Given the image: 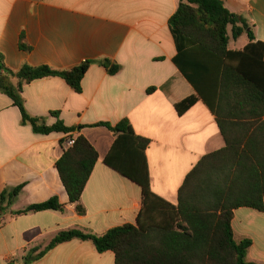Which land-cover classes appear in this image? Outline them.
Here are the masks:
<instances>
[{"label": "crops", "instance_id": "0c3cea01", "mask_svg": "<svg viewBox=\"0 0 264 264\" xmlns=\"http://www.w3.org/2000/svg\"><path fill=\"white\" fill-rule=\"evenodd\" d=\"M222 1L247 20L254 43L264 45V0ZM179 5L180 0H0V53L8 69L17 72L27 64L63 71L94 62L83 78L81 94L59 77L24 87L30 115L44 117L48 126L58 120L67 127L84 126L70 134L34 133L30 125L22 124L13 101L0 93V196L22 187L14 205L2 214L0 264H23L29 250L43 251L62 231L78 228L102 235L137 224L142 188L104 163L116 136L97 124L116 126L128 119L137 135L151 140L146 155L152 192L174 207L191 170L204 156L226 146L206 101L214 104V88L201 86L200 92L174 64L178 51L169 20ZM247 32L233 42L230 37L229 50H244L250 44ZM102 60L120 65L121 70L110 75L98 63ZM192 96L198 97L197 103L180 115L176 105ZM69 136H84L98 152L81 198L85 215L70 203L56 168ZM53 197L65 212L16 214ZM232 228L237 242L252 241L247 261L264 264V211L235 210ZM31 264H116V260L111 251L98 253L91 241L73 240Z\"/></svg>", "mask_w": 264, "mask_h": 264}, {"label": "trees", "instance_id": "16d2710c", "mask_svg": "<svg viewBox=\"0 0 264 264\" xmlns=\"http://www.w3.org/2000/svg\"><path fill=\"white\" fill-rule=\"evenodd\" d=\"M169 25L178 51L174 64L200 92L201 86L210 91L214 88V104L206 101L226 146L204 156L191 170L174 207L152 192L146 155L151 140L137 135L128 119L116 126L97 124L116 136L104 163L142 188L143 207L137 224L118 226L102 235L78 228L62 231L43 251L29 250L23 264H31L73 240L91 241L100 254L113 252L116 264H254L247 261L252 241L235 240L232 220L239 208L264 211V45L254 43L247 20L230 12L222 0H180ZM229 28L233 39L248 30L250 44L244 50H229ZM22 48L28 49L23 44ZM92 63L86 61L63 71L25 64L15 72L6 67L0 53V93L13 101L21 112L22 124L30 125L34 133L70 134L84 126L67 127L59 120L48 126L44 117L28 113L22 93L35 80L59 77L81 94L83 78ZM98 63L110 75L121 70L109 60ZM197 101L198 97H189L176 109L183 115ZM51 115L59 117L56 112ZM97 161V150L79 136L56 163L69 201L79 215L86 213L81 198ZM21 191L18 187L2 193L0 215L14 205ZM45 211L65 212V206L53 197L16 214Z\"/></svg>", "mask_w": 264, "mask_h": 264}, {"label": "built area", "instance_id": "2783aa9c", "mask_svg": "<svg viewBox=\"0 0 264 264\" xmlns=\"http://www.w3.org/2000/svg\"><path fill=\"white\" fill-rule=\"evenodd\" d=\"M76 138L73 136H69L65 141V148L66 150L72 148L75 145ZM5 223V219L2 215H0V227Z\"/></svg>", "mask_w": 264, "mask_h": 264}, {"label": "rangeland", "instance_id": "374dc122", "mask_svg": "<svg viewBox=\"0 0 264 264\" xmlns=\"http://www.w3.org/2000/svg\"><path fill=\"white\" fill-rule=\"evenodd\" d=\"M229 35H230V37H231V39H232V42H233L234 39H233V37H232L231 29H230Z\"/></svg>", "mask_w": 264, "mask_h": 264}]
</instances>
